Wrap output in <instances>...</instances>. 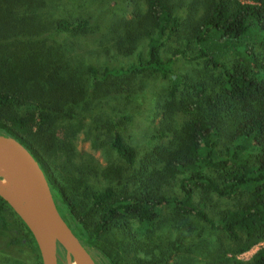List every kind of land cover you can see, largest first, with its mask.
Instances as JSON below:
<instances>
[{"label": "trees", "instance_id": "obj_1", "mask_svg": "<svg viewBox=\"0 0 264 264\" xmlns=\"http://www.w3.org/2000/svg\"><path fill=\"white\" fill-rule=\"evenodd\" d=\"M48 6L0 0V132L37 160L95 262L199 264L180 255L185 230L199 228L200 264H264V246L239 259L264 243V0H137L103 46L105 56H135L121 67L88 63L76 46L89 22L55 18ZM178 57L194 68L178 74ZM152 79L164 86L150 101L158 126L142 151L123 130ZM82 134L95 148L109 137L118 160L101 167L79 152ZM214 198L232 205L219 210ZM9 207L0 197L4 231ZM163 224L178 232L172 262L154 256ZM107 234L118 235L115 247L102 244Z\"/></svg>", "mask_w": 264, "mask_h": 264}, {"label": "rangeland", "instance_id": "obj_2", "mask_svg": "<svg viewBox=\"0 0 264 264\" xmlns=\"http://www.w3.org/2000/svg\"><path fill=\"white\" fill-rule=\"evenodd\" d=\"M47 1L49 5L48 12H51L55 18H64L73 21L84 19L89 22L90 33L86 37L81 38L76 46V50H78L79 53L81 52L83 55H86L88 63L95 64L98 67L106 64L110 67H121L135 60V56L132 58H120L114 56V54L105 56L102 54V51L104 48L103 46L107 47L109 45L105 38L109 35L112 22L122 17H129L137 0H79L75 3H71L67 0ZM169 48H173V46H168L166 49L165 55L167 57H170ZM140 51L146 54L147 50L145 43L140 46L139 52ZM99 52H101L102 55H98ZM175 60V70L178 74H186L194 68V63L188 62L180 57ZM147 82L148 92L145 94V99L142 102L137 101V103H131L127 111L128 115L132 116V120L125 122V128L123 130V135L127 143L139 146L142 151H145L143 148H146L153 129H156L158 126V119L155 120V122L152 120L153 114L150 108V101L153 95L160 90V87L164 86V83L159 80L152 79ZM101 139L102 142L99 148H95L92 142L82 134L79 136L77 144L79 152H83L85 156L90 155L94 157L96 162L103 167L108 161H117L118 157L115 153L111 154L109 151V137L101 136ZM104 183V181L100 182L98 187L104 186ZM176 191L181 195L178 187ZM213 202L214 206L219 208V210L232 205V201L226 199L218 200L214 198ZM169 214L170 211L166 209L164 211V216ZM6 217L10 222V227L7 231L0 229V264H38V253L19 215L12 207H9L6 209ZM116 233L118 232L114 231V234ZM184 233L188 242L182 248V253H180V255L193 259L200 264V260H204V257L196 248L200 240L199 228L192 233L186 230ZM114 234L113 237L118 239V235ZM177 235L178 232L172 229L169 224H163L162 229L158 230L156 235L159 237V247L155 251L154 256L160 260L172 257L170 262L175 261L177 259L175 255L176 252H170V247L172 248L170 243L176 239ZM111 236L112 235L108 234L104 235L101 239L102 244L105 246L113 244V247H115V243H111V241H113V237ZM208 236H214V234L208 233ZM15 238H17L20 244L12 243ZM261 246H264V243H261L250 252L241 255L239 259L246 262L251 261L254 254ZM60 248V256L62 259L58 257V262L59 264H66L68 262L66 259V252L61 246ZM190 250L192 251L191 254L189 252ZM148 264H152L151 261L148 262Z\"/></svg>", "mask_w": 264, "mask_h": 264}, {"label": "water", "instance_id": "obj_3", "mask_svg": "<svg viewBox=\"0 0 264 264\" xmlns=\"http://www.w3.org/2000/svg\"><path fill=\"white\" fill-rule=\"evenodd\" d=\"M0 151L20 187L26 212H21L0 184L2 197L24 221L40 251L43 264H59L55 244L66 252L68 262L97 264L61 216L51 187L37 160L15 138L0 132ZM39 178V179H38Z\"/></svg>", "mask_w": 264, "mask_h": 264}, {"label": "bare ground", "instance_id": "obj_4", "mask_svg": "<svg viewBox=\"0 0 264 264\" xmlns=\"http://www.w3.org/2000/svg\"><path fill=\"white\" fill-rule=\"evenodd\" d=\"M39 179V178H38ZM0 184L2 188L9 194V196L13 199L18 209L25 213L26 206L24 203V199L20 190V187L17 183V180L12 173L7 160L5 159L4 155L0 151ZM55 249L57 256L61 258L60 251L61 248L59 244H55ZM62 259V258H61ZM66 264H76L74 262H67Z\"/></svg>", "mask_w": 264, "mask_h": 264}, {"label": "flooded vegetation", "instance_id": "obj_5", "mask_svg": "<svg viewBox=\"0 0 264 264\" xmlns=\"http://www.w3.org/2000/svg\"><path fill=\"white\" fill-rule=\"evenodd\" d=\"M54 198H55V196H54ZM55 201L57 203V208H58V210L60 212L61 203L59 201H57L56 198H55Z\"/></svg>", "mask_w": 264, "mask_h": 264}]
</instances>
